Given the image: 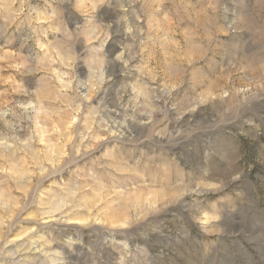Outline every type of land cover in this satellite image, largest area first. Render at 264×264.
I'll list each match as a JSON object with an SVG mask.
<instances>
[{
  "label": "rangeland",
  "instance_id": "rangeland-1",
  "mask_svg": "<svg viewBox=\"0 0 264 264\" xmlns=\"http://www.w3.org/2000/svg\"><path fill=\"white\" fill-rule=\"evenodd\" d=\"M0 264H264V0H0Z\"/></svg>",
  "mask_w": 264,
  "mask_h": 264
}]
</instances>
